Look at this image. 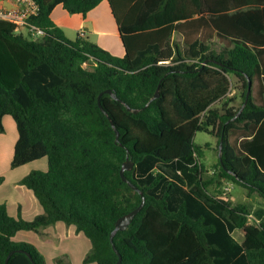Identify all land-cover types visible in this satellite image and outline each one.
Masks as SVG:
<instances>
[{
	"label": "trees",
	"instance_id": "trees-1",
	"mask_svg": "<svg viewBox=\"0 0 264 264\" xmlns=\"http://www.w3.org/2000/svg\"><path fill=\"white\" fill-rule=\"evenodd\" d=\"M34 1L39 9L28 22L42 35L18 33L0 20V134L10 115L19 135L12 169L47 158L46 171L34 169L19 182L33 191L43 213L28 221L0 204V264L12 251L8 264H47L33 244L14 237L57 222L90 240L84 263L115 264L110 235L141 202L121 179L127 157L134 168L126 176L146 201L129 228L114 236L121 264H264L263 216L250 224L246 204L214 199L207 188L227 180L264 200V0H108L123 57L82 35L69 39L51 18L58 5L86 16L104 0ZM175 33L183 48L173 44ZM216 38L224 42L219 51L211 46ZM231 76L242 107L251 83L243 109L228 98ZM106 90L122 101L101 96L118 142L99 107ZM198 132L216 136L218 149L223 138L215 180L203 177L210 171L201 162L205 147L194 142ZM193 159L198 198L228 211L231 225L244 231L240 247L226 229L217 233L215 223L223 225L207 208L205 215L191 213L186 200L193 196L163 183V175L140 180L134 174L138 166ZM195 202L193 209L202 206ZM55 264L71 263L57 258Z\"/></svg>",
	"mask_w": 264,
	"mask_h": 264
},
{
	"label": "crops",
	"instance_id": "crops-1",
	"mask_svg": "<svg viewBox=\"0 0 264 264\" xmlns=\"http://www.w3.org/2000/svg\"><path fill=\"white\" fill-rule=\"evenodd\" d=\"M51 18L71 40L82 35L115 56L123 57L126 54L108 0L102 1L86 16L70 14L62 5H58L53 10ZM92 37H95V40ZM2 122L4 132L0 134V177H3V181L0 182V204H6L11 216L16 218L21 216L30 221L42 214L43 208L33 191L19 182L39 165L41 170L46 171L48 160L47 164L45 161L47 158H43L12 169L11 162L19 137L18 130L10 115L4 116ZM14 240L33 244L44 255L47 264H55L57 258H63L71 264H86L84 258L92 247L90 240L84 234L78 233L75 226H67L63 222H57L41 229L40 232L21 231Z\"/></svg>",
	"mask_w": 264,
	"mask_h": 264
},
{
	"label": "rangeland",
	"instance_id": "rangeland-1",
	"mask_svg": "<svg viewBox=\"0 0 264 264\" xmlns=\"http://www.w3.org/2000/svg\"><path fill=\"white\" fill-rule=\"evenodd\" d=\"M92 39L95 40V37H92ZM173 44H178L181 48L184 47L183 39L181 36H179V34L174 35ZM223 45L224 42L216 38L211 46L213 49L219 51L222 49ZM231 80L232 90L231 93L228 95V98H235V101L232 105L237 110H239L242 107L243 99L241 97V91H238V89L236 88H239L240 86L238 85L235 76H231ZM215 106H221V103L216 104ZM194 142L197 145L205 147L204 156L201 159V162L210 172H203L204 179L215 180V174L218 172L216 166L219 160L218 138L205 132H198L194 137ZM208 145H210L211 147H207ZM45 161L47 164V159H45ZM195 162V159L182 164L155 162L148 169H146V166L136 167L134 174L135 177L140 180H143L151 174L153 175V178L157 175H163V183H173L177 185V187L181 190V194L193 196L189 198L190 200H186L188 209L189 211H191V213L197 216L205 215V212L208 209L224 227L223 228L220 226L219 228L220 224L218 225L217 223H215L216 227L218 228L217 233H222V235H224L226 229V232L232 241V245L240 247L244 239V231L241 229H236L231 225L228 211L218 204L210 203L204 198H198L199 196L197 194L195 183L196 176L191 171V168L195 166ZM36 169L41 170L40 165ZM207 188L209 194L213 196L214 199L225 200L229 202L232 206L241 203L246 204L250 209V224L259 223V221H256L258 215L263 216L262 218L264 219V200L261 199L258 195H249L247 190L227 180L223 181L221 186L217 185L215 181H212L210 184L207 185ZM163 189L164 188L159 189L157 190V192L160 193ZM171 198L173 199L174 197L172 196ZM198 200L201 202L200 204L202 206H198L196 209H193L192 206L196 205V202L194 203V201L198 202ZM176 203L178 204V202ZM204 204L206 207H204ZM196 211L198 212L197 214ZM230 259V262L234 260V258ZM235 262L236 264H247L246 261H237V259H235Z\"/></svg>",
	"mask_w": 264,
	"mask_h": 264
},
{
	"label": "water",
	"instance_id": "water-1",
	"mask_svg": "<svg viewBox=\"0 0 264 264\" xmlns=\"http://www.w3.org/2000/svg\"><path fill=\"white\" fill-rule=\"evenodd\" d=\"M250 87H251V83H249V89H248V92H247V95H246V100L244 102V105L243 107L247 104L248 100H249V96H250ZM104 93H107V94H110L111 96H113L117 101H120L122 102L113 92L112 90H106L105 92L101 93L99 98H98V102H99V107L101 108L102 112L108 116L115 132H116V142L119 141V137H120V133L118 131V129L116 128L115 126V123L114 121L110 118V116L108 115V113L106 112V110L102 107V104H101V96L104 94ZM159 96V93L158 91L156 92L155 96L153 99L157 98ZM242 107V109H243ZM128 110H131L130 107H127ZM135 113L138 112V110H135L134 111ZM222 151H223V138L221 139L220 141V145H219V159L221 160L222 159ZM134 166V163L132 161H130V159L127 157V160L126 162L123 164V167L120 171V175H121V179L123 182L127 183L132 189H134L135 191H137L140 195H141V202L139 204V206H137L134 210H132L131 212L123 215L122 217H120L116 224H115V228L114 230L112 231L111 235H110V241L112 243V246H113V249L115 250V252L118 254L119 258H118V261L115 263V264H121V261H122V257L120 255V253L118 252L115 244H114V236L116 235L117 232L119 231H125L129 228V226L131 225L132 221L134 220V218L142 211L144 205H145V201H146V197L144 195V192L139 188L137 187L132 181H130L127 176H126V172L128 171H131L132 168ZM18 251H22V250H18ZM15 252L12 251L9 253V255L7 256L6 258V261H5V264H8V261L10 259V257L14 254ZM29 257L31 258L30 254H28Z\"/></svg>",
	"mask_w": 264,
	"mask_h": 264
},
{
	"label": "built area",
	"instance_id": "built-area-1",
	"mask_svg": "<svg viewBox=\"0 0 264 264\" xmlns=\"http://www.w3.org/2000/svg\"><path fill=\"white\" fill-rule=\"evenodd\" d=\"M38 9L34 0H0V20L13 23L18 33L40 36L43 32L28 22Z\"/></svg>",
	"mask_w": 264,
	"mask_h": 264
}]
</instances>
